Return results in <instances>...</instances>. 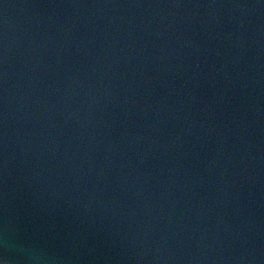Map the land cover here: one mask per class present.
<instances>
[{
	"label": "water",
	"instance_id": "water-1",
	"mask_svg": "<svg viewBox=\"0 0 264 264\" xmlns=\"http://www.w3.org/2000/svg\"><path fill=\"white\" fill-rule=\"evenodd\" d=\"M0 264H264V0H0Z\"/></svg>",
	"mask_w": 264,
	"mask_h": 264
}]
</instances>
